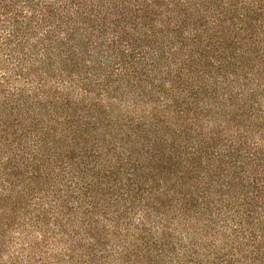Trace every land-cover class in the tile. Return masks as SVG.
<instances>
[{
    "label": "trees",
    "instance_id": "1",
    "mask_svg": "<svg viewBox=\"0 0 264 264\" xmlns=\"http://www.w3.org/2000/svg\"><path fill=\"white\" fill-rule=\"evenodd\" d=\"M0 264H264V0H0Z\"/></svg>",
    "mask_w": 264,
    "mask_h": 264
}]
</instances>
